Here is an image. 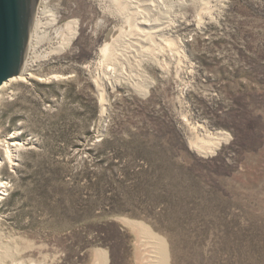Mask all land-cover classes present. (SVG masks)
I'll return each instance as SVG.
<instances>
[{"label": "rangeland", "instance_id": "obj_1", "mask_svg": "<svg viewBox=\"0 0 264 264\" xmlns=\"http://www.w3.org/2000/svg\"><path fill=\"white\" fill-rule=\"evenodd\" d=\"M134 1L148 25L124 0H38L34 76L0 94V158L21 143L0 264H135L122 218L156 264H264V0Z\"/></svg>", "mask_w": 264, "mask_h": 264}, {"label": "bare ground", "instance_id": "obj_2", "mask_svg": "<svg viewBox=\"0 0 264 264\" xmlns=\"http://www.w3.org/2000/svg\"><path fill=\"white\" fill-rule=\"evenodd\" d=\"M120 1V0H119ZM127 4H129V7H131V11H133L135 9V11H133L137 17L135 20L137 21L136 27L138 26V22L141 21L142 24H147L148 22L144 21V18L141 17L142 14V10L139 9L140 7H137L135 5V1L134 0H124ZM144 4V7H150V1L148 0H142L139 1L138 5ZM121 3L119 2V5ZM118 5V6H119ZM122 5V4H121ZM123 6V5H122ZM127 7V6H126ZM125 8V7H124ZM128 9V7H127ZM129 10V9H128ZM130 11V10H129ZM130 11V12H131ZM147 11V10H146ZM132 13V14H134ZM131 14V15H132ZM130 14H127V16ZM134 17V16H133ZM130 16V19L133 18ZM141 17V18H140ZM138 19V20H137ZM160 20V18H159ZM136 23V22H133ZM166 21H161L159 24H162V28L164 27ZM49 24H51V18L48 16V14H46L45 12H39V9H37L36 13H35V18H34V22L33 25L31 26V28L29 29V41L27 44L28 50L31 49V46L33 45L32 42H36L40 40H44L45 36H47V33L44 32L43 27L48 26ZM167 25V24H166ZM156 27V26H155ZM138 28V27H137ZM55 29H62L63 33L66 32L68 33L66 35V38L64 39V41H62L59 45H53L51 48V51H59L60 49H62L64 46L69 44V41L72 39L73 34H74V25L71 22H65L63 25L59 26L58 28ZM137 30V29H136ZM137 31H139L143 37L140 36L141 40L143 41H148L149 37H152V32L149 31L148 29H141L139 28ZM65 33V34H66ZM135 33V32H134ZM63 35V34H62ZM120 35H122L120 33ZM135 35V34H134ZM64 36V35H63ZM131 36V35H130ZM64 38V37H62ZM126 38V37H125ZM131 38V37H130ZM135 39V38H134ZM133 39V40H134ZM139 39V38H138ZM138 39H136V41H138ZM153 38H151L152 41ZM133 43L136 44L135 40L132 41ZM150 42V41H149ZM110 43V42H109ZM109 43L107 42L106 45L103 46V50L106 52L107 49L109 48ZM127 43V42H126ZM130 43V42H129ZM148 43V42H147ZM152 43V42H150ZM126 45H129L128 43ZM132 45V44H131ZM140 45V44H139ZM35 46V44L33 45ZM134 46V45H133ZM150 46V45H148ZM127 47V46H126ZM131 47V46H130ZM145 47V46H144ZM143 47V49H144ZM124 48V47H123ZM135 48V47H134ZM140 48V47H139ZM126 49V48H125ZM138 49V48H137ZM147 49V48H146ZM124 50V49H123ZM133 50V49H132ZM150 50V49H149ZM147 50V51H149ZM132 52V51H131ZM117 53V52H116ZM127 53V52H126ZM125 51H119L117 53V57L119 58H123L125 56ZM129 53V52H128ZM133 53V52H132ZM149 53V52H148ZM124 55V56H123ZM131 55V54H130ZM134 55V54H133ZM149 54H147V52H143L141 51L139 56H149ZM133 57V56H132ZM125 60V59H124ZM129 60V59H128ZM33 61V60H32ZM32 61H30L28 59V54L27 57L24 60V64H23V68L22 71L17 74L14 75L12 77H9L8 79L4 80L2 82V84L0 85V94H1V90L7 86L9 83H11L12 81L15 80H27L29 77L34 76V73L28 70V64H30ZM127 61V60H126ZM115 62H118V59H115ZM130 62V61H129ZM128 62V63H129ZM131 63V62H130ZM124 65V64H123ZM62 74L60 73H54L51 75V77H59ZM115 75H118V73H116ZM1 96V95H0ZM198 138V137H197ZM6 143V147L5 150L3 151V155L0 158V170L1 167L4 164V161H9L10 164H14V160L17 154L16 151L19 149V145H21V143L17 140H4ZM0 144H2V140L0 139ZM205 144V143H204ZM1 177V176H0ZM9 190H10V185H9V181L8 180H4L0 178V202L4 199V196L6 194H9ZM122 220L131 228L132 232L135 234L136 237V263L135 264H156V248H155V243L152 239V237L146 233V231L143 229V227L135 222V221H131V220H127L122 218ZM129 229V228H128ZM130 230V229H129ZM131 233V232H130ZM5 250V249H4ZM2 251V250H1ZM4 253V252H3ZM4 255V254H3ZM2 255V256H3ZM6 255V254H5ZM2 259V258H1Z\"/></svg>", "mask_w": 264, "mask_h": 264}, {"label": "water", "instance_id": "obj_3", "mask_svg": "<svg viewBox=\"0 0 264 264\" xmlns=\"http://www.w3.org/2000/svg\"><path fill=\"white\" fill-rule=\"evenodd\" d=\"M38 0H0V85L22 71Z\"/></svg>", "mask_w": 264, "mask_h": 264}]
</instances>
